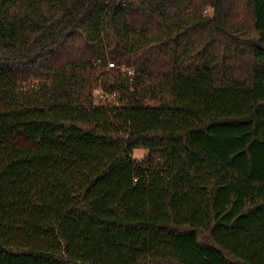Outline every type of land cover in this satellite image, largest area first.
Returning a JSON list of instances; mask_svg holds the SVG:
<instances>
[{"label": "trees", "instance_id": "trees-1", "mask_svg": "<svg viewBox=\"0 0 264 264\" xmlns=\"http://www.w3.org/2000/svg\"><path fill=\"white\" fill-rule=\"evenodd\" d=\"M0 264H264V0H0Z\"/></svg>", "mask_w": 264, "mask_h": 264}, {"label": "built area", "instance_id": "built-area-1", "mask_svg": "<svg viewBox=\"0 0 264 264\" xmlns=\"http://www.w3.org/2000/svg\"><path fill=\"white\" fill-rule=\"evenodd\" d=\"M109 68H112V67H115V64L114 63H109ZM125 72L128 73L129 76H134V70H129V69H125L124 70ZM96 94L97 96L99 97V99L101 101H110L112 100L114 97H116V94L115 93H109V92H106L105 90H103L102 88H99L97 91H96Z\"/></svg>", "mask_w": 264, "mask_h": 264}, {"label": "rangeland", "instance_id": "rangeland-1", "mask_svg": "<svg viewBox=\"0 0 264 264\" xmlns=\"http://www.w3.org/2000/svg\"><path fill=\"white\" fill-rule=\"evenodd\" d=\"M119 96L118 94L116 93V97H114L112 100H110L111 102H114V103H117V100H118Z\"/></svg>", "mask_w": 264, "mask_h": 264}]
</instances>
